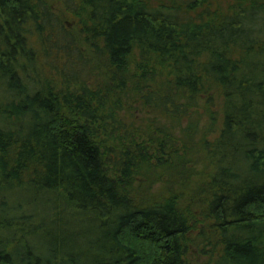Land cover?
<instances>
[{
  "label": "trees",
  "instance_id": "trees-1",
  "mask_svg": "<svg viewBox=\"0 0 264 264\" xmlns=\"http://www.w3.org/2000/svg\"><path fill=\"white\" fill-rule=\"evenodd\" d=\"M213 90L206 180L152 194L194 142L124 112ZM214 239L201 264H264V0H0V264H199Z\"/></svg>",
  "mask_w": 264,
  "mask_h": 264
},
{
  "label": "rangeland",
  "instance_id": "rangeland-1",
  "mask_svg": "<svg viewBox=\"0 0 264 264\" xmlns=\"http://www.w3.org/2000/svg\"><path fill=\"white\" fill-rule=\"evenodd\" d=\"M160 1L166 2L167 0H152V2L155 5H158ZM54 6L57 12L60 11L61 14L67 16V13H64V11L62 10L63 7L61 3L56 2L54 3ZM211 93L213 97L208 99L209 101L205 96L197 97L195 101L192 103L189 112L182 119H174L171 118L170 116L161 119V116L158 112L154 114L147 112L142 114V112L139 111V108L135 106H128L129 109L124 112L125 118H127L128 120L132 118V114L136 113L138 114L140 119L144 118L145 123L149 122V120L156 121L155 122L156 125L163 123L168 130L174 131V133L177 134V136L180 137L181 139H184L186 133H189V139H191L192 142H194L193 143L194 147L192 149L194 166L189 170V171H193L194 169V172L191 173V179H187L185 182L178 184L177 178L173 179L171 175H166L161 181H157L156 183L152 184V188H151L152 194L158 196L161 193H168V189L171 188L169 186L173 185L174 191L182 189V192H184L182 193L185 197L184 199L187 200V198L189 199L191 198L193 189L197 187L198 184L196 183L200 182L201 179L206 180L207 172L211 167L209 165L210 162L209 158L206 156V152L203 148V139L205 138L209 141L214 140V138L218 135L219 131L223 127V122H224L222 97H220L219 95L220 93L216 90H213ZM130 107L133 108L130 109ZM186 184H188V186H186ZM135 187L141 190V186L135 185ZM24 191L25 190H19L14 193L6 192L7 194L5 195V197H7L6 202L7 199H9L10 206H13V208H15L16 206L19 207L18 198L19 195H23V193H25ZM23 211L29 214L37 211L40 214H42L43 218H46L44 216L46 212L44 211L43 207L40 205L38 207H33L32 205H30L29 207L23 206ZM201 227L202 226H200V229ZM204 240L205 238L202 239V241ZM38 242H39L38 239L34 241L36 245ZM214 244H218L216 243L215 239H214V243L213 241H211L207 244L204 243L203 245H200L198 248H193V250L191 251L196 253L194 262L197 263L199 262V264H201L202 262L207 263L210 253L214 250L213 247ZM202 248H205L204 249L206 250L205 253L201 252Z\"/></svg>",
  "mask_w": 264,
  "mask_h": 264
}]
</instances>
